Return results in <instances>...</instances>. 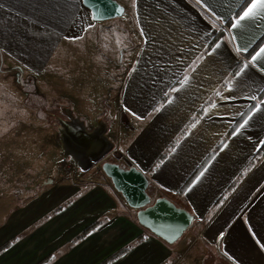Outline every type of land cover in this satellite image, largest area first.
I'll return each instance as SVG.
<instances>
[{
    "label": "crops",
    "instance_id": "0c3cea01",
    "mask_svg": "<svg viewBox=\"0 0 264 264\" xmlns=\"http://www.w3.org/2000/svg\"><path fill=\"white\" fill-rule=\"evenodd\" d=\"M115 1L124 8L125 14L109 21L105 30L117 32L122 31L121 25L130 26L137 50L135 72L124 87V99L118 97L115 104L123 102L125 107L137 109L138 114L143 106L162 105L164 95L172 88L180 89L174 104L162 114L161 121L156 122L163 128L162 139L149 140L148 150L138 145L143 164L115 163L127 169H138L156 193L155 199H168L188 212L194 219L193 228L175 244L165 243L138 224L136 212L128 207L109 179L110 185L96 184L83 195L82 187L62 184L60 176L63 178V175L57 169L60 158L57 149L51 148L49 154L37 141L33 142L34 147L32 142L31 145L23 142L24 147L19 150L27 160L20 165L18 174L25 180L12 178L9 145L21 138L29 117L43 125L46 117L41 116L42 112H55V105L59 103L58 88L111 87L113 74L121 70L122 62L117 64L105 50L99 53V60L101 56L104 58L103 63H97L98 55L86 51L83 63L75 67L68 65L74 44L80 39L97 41L98 37L89 31L93 28H97L99 34L102 31L94 27L98 22L90 13L86 16L88 13L79 0H0V225L17 206L19 196L11 193V185L35 183L39 185L35 187L37 196L35 202L24 207L22 215L27 217L24 222L30 221L32 226L61 212L65 206L77 221L89 220L80 225L82 233L70 243L69 255L58 259L48 256L38 264H264V155L257 160L254 171L255 164L251 166L249 162L244 166L247 174L238 191L230 190L237 181L235 157L226 160L219 170L220 163L215 162L219 158L223 161L220 152L226 146L224 141L237 134L241 127L229 138L236 122L264 92V53L257 55L264 48V13L246 18L233 28L248 0ZM117 23H120L118 27ZM77 31L82 33L75 36ZM219 35L221 39L211 47ZM60 48L63 49L60 51ZM226 72L233 75L239 72L236 84L246 82L252 90L247 98L243 95L236 101L240 103L237 108L233 106L236 110L233 115L220 118L223 113L217 110L205 114L206 97L218 88ZM32 89L36 94H32ZM257 89V98L247 104ZM66 96L68 103L69 98L74 99ZM30 98L44 99L46 105L41 110L33 106L28 114L26 107ZM177 104L178 111L175 110ZM94 105L97 112L93 116L85 118L77 114L75 105L71 115L90 127L96 126L93 119L104 117L110 122L111 134L113 114H103L100 99ZM238 108L243 109L242 113L228 129ZM253 116L260 127L249 129L248 135L264 137V100L247 120ZM58 118L62 116L51 119ZM54 131L58 134V130ZM177 133L178 138L163 152L165 140ZM220 133L226 134V140L221 143ZM188 136L178 149L181 140ZM194 139L198 142L193 143ZM259 141L262 144L252 149L253 158L264 145V138ZM250 142L251 139L249 145ZM249 145L245 146L249 148ZM216 151L209 165L181 195L186 182ZM163 156L166 158L160 162ZM66 165L74 167L69 162ZM44 184L49 186L44 189ZM105 232L115 234L113 236L119 240L96 238ZM13 241L15 239L3 245L0 253L9 249ZM86 248L88 251L84 252Z\"/></svg>",
    "mask_w": 264,
    "mask_h": 264
},
{
    "label": "rangeland",
    "instance_id": "374dc122",
    "mask_svg": "<svg viewBox=\"0 0 264 264\" xmlns=\"http://www.w3.org/2000/svg\"><path fill=\"white\" fill-rule=\"evenodd\" d=\"M79 1L80 3H82V0ZM122 1H125L127 3L128 0ZM85 11V13H88V15L86 16L89 17L90 12L87 10ZM107 23L108 22H103V24H95L94 27H98L100 30H102L101 34L96 31L97 28H93L89 31L90 33L95 35V37H98L97 41H82L80 39L74 44V47L70 49V51H72V57L71 63H69L68 65L75 67V65L83 63V59L87 55H85L86 51L93 54V56L98 55V58H96L97 63H103L104 58L102 59L101 56V59L99 60V53L102 54V51L104 52L105 50L108 57H113L115 58V60H117V64L122 62L121 70L117 69V71L113 74L114 83L111 87L105 88L66 86L58 88L56 98H58L59 103L58 105H55V112L50 114L42 112L41 114L42 117H46L44 119L45 125H42L34 117L28 116L29 118L26 120L27 129L24 132L21 131V138H16V140H14L11 145H9L12 151V158L10 159V161L12 165L11 170L13 172V179L25 180V178H21L18 175L20 173V165H23L22 163H24V161L27 162V160L22 158L24 153L21 152L19 154V150L24 147V144L22 143L28 142V144L31 145L32 142V146L34 147L33 142L37 141L41 146H43L44 150L45 147L48 149L49 154V150L51 148L57 149L60 156L57 169L60 175H63V178H61L60 176V180L62 179V184L67 186L72 185L74 187L80 188L82 187V195L84 193H87V191H89L90 188L96 184H109L107 178L101 171V166H97L87 174H81L76 167H73L72 169L67 168V161L62 162L63 158H61L62 151L58 143V134L56 131H54V129H52L54 128V120L51 118H54L55 116H62V120L64 121L67 115H71V112L74 109V105L77 114H80L81 116L86 118L87 115L93 116L95 112H97L94 103L100 99V106L104 109L103 114L105 115L107 114V112H111L113 114V119H111L113 127L110 136L115 143L116 149L107 158L106 162L108 163L120 162L124 164H143V160L138 154L139 147H141V149L145 148L146 150H148L147 147L150 146V144L148 145L149 140L152 141L155 140V138L162 139L161 136L163 133V128L161 124L156 125V122L161 121L159 118L162 116V114L174 104V99L180 89L178 87L172 88L169 93L166 92V94L164 95L162 105L157 103L154 105L143 106L142 108L138 109V114L136 112L137 109H134L132 107L133 109L131 110L128 107H125L123 102L115 104L118 97L121 100L124 99L126 90L124 89V87L128 84L130 78L135 72L137 61L135 55L137 50L135 48L133 34L130 32V26L121 25L120 27L122 31L116 32L114 30H105V27H108L110 25ZM119 25L120 23L115 24L116 27H118ZM81 33L82 32L77 31L75 36ZM63 48H65V46H63ZM63 48H60V51ZM78 58L80 59L79 61H77ZM86 63H88V61H86ZM189 74L190 73H188L187 75ZM235 74L236 75H233V72H226L220 79L218 88L214 89V92L211 96H209L208 98L206 97L207 102H205L204 104H208L204 107L205 114L215 110H217L221 114L225 112L230 105H233V103H235L234 107L237 108L239 106L238 103L240 102L236 101H238V99H242L244 96H246L247 98V94H245L244 96L237 95L239 94V91L237 90L240 87L238 86V84H236V80L238 79L237 75L239 74V72H236ZM63 75L67 77L65 72ZM153 90H157V88H154ZM32 94H36V91L34 89H32ZM258 94L259 90L257 89L252 94V96H250L246 103L249 104L250 102L254 101L257 98ZM66 95H70L74 97V99L69 98L68 103V99L66 100ZM230 96L231 98H229ZM45 105L46 101L44 99L40 100L38 98H30L29 103L26 107V112L29 114L30 108L33 106L39 107V109L41 110ZM199 106L200 105H198L197 109L199 108ZM246 106L247 105H245V107ZM65 110H68L69 113L65 112ZM238 110L239 111L229 123L228 129L238 119L243 109L238 108ZM192 112H194V109L192 110ZM256 114H258V112ZM256 114L254 116H256ZM254 116L247 120V123L244 124L243 127H241V129L232 139L227 141L225 133H220L218 136L219 143L226 140V142L224 141V144L226 143V146H224L222 152H220L221 158L223 157V161H221V159L219 158L215 162L220 163L218 166L219 170L222 168V165L226 160H229L232 156L235 157L234 175L236 180H238L236 181L237 188H235V190L237 191L241 189V175L244 173L243 170L248 165V163L250 162L251 166L255 164L253 171L256 169L258 163H256L257 160L253 158L255 151H253L252 149L256 148V146L258 145H261L262 143H260L259 140L264 138L256 134L248 135L249 129H258L260 127L258 119ZM93 120L95 124L98 121V119ZM49 121H51L53 125H51L52 123H48ZM35 123H38L40 127L34 126ZM177 135L178 133L169 137L168 140H165V143L162 146L163 152L174 139L178 138ZM189 137L190 136H188L184 140H181L178 149L182 145H184ZM23 138L26 139L23 140ZM249 139H251L250 145L248 144ZM245 145H249L250 150ZM39 148L41 147L39 146ZM28 177H30L29 174ZM26 180L28 181V178H26ZM45 184L43 185L44 189L49 186ZM36 186L38 188L39 185L35 183H14L11 185V193L19 197L16 201L17 206L12 210L11 216L6 219L3 224L0 225V248L9 241H12L14 239L15 241L10 243L9 249H6L4 252L0 253V264H38L48 256H53L55 259H58L62 256L69 255L72 248L70 246V243L78 238V236L82 233L79 230L80 225L89 222V220H85L84 222L77 221V218L74 217L70 212H68V208L66 206L62 208L61 212L43 218L42 220L37 221L32 226H30V224H32L30 223V221L24 222L27 217H25V215H22V211L24 210V207H28L31 203L35 202L34 200L37 196V190L35 188ZM0 203H2V199H0ZM24 223H26L27 225H25ZM99 235L96 238H104L105 241H115V239H117L113 236L115 234H112L111 232H105L104 235H102V233H99ZM107 246H109V244ZM106 250H109V247L106 248ZM85 251H88V248H86L84 252Z\"/></svg>",
    "mask_w": 264,
    "mask_h": 264
},
{
    "label": "water",
    "instance_id": "95a60500",
    "mask_svg": "<svg viewBox=\"0 0 264 264\" xmlns=\"http://www.w3.org/2000/svg\"><path fill=\"white\" fill-rule=\"evenodd\" d=\"M82 6L98 23L120 19L125 14L124 8L115 0H82ZM72 116L69 123L61 122L62 127L58 130V143L65 161L81 174L101 166L102 173L112 182L114 189L136 212L138 224L165 243L175 244L193 228L194 219L188 212L168 199H155V192L138 169L106 162L115 150L109 120L101 117L95 127H90Z\"/></svg>",
    "mask_w": 264,
    "mask_h": 264
},
{
    "label": "trees",
    "instance_id": "16d2710c",
    "mask_svg": "<svg viewBox=\"0 0 264 264\" xmlns=\"http://www.w3.org/2000/svg\"><path fill=\"white\" fill-rule=\"evenodd\" d=\"M251 0H248L246 1V3L244 4V7L248 5V3L250 2ZM221 39V35H219L212 43L211 47H213V45L215 43H217L219 40ZM210 47V48H211ZM249 57V56H248ZM264 100V92L258 97V99L251 104V106L248 108V110L241 116V118L236 122L235 126L232 128V130L230 131L229 133V138L231 136H233V134H235L237 132V130L240 128V125L244 123L245 120L248 119V117L255 111V109L257 108L258 104ZM62 118H58V119H55L54 120V128L53 129H56V130H59L62 126H61V122H62ZM48 123H51V121H49ZM223 144V143H222ZM222 145L219 147L218 151L221 149ZM216 151L215 153H213L212 155H210L206 160L205 162L201 165V167L190 177V179L186 182V184L184 185V187L182 188V190L180 191V194L183 195L187 189L193 184V182L198 178V176L205 170V168L209 165V163L211 162V160L214 158V156L217 154ZM264 155V145L263 147L260 149V151L257 153L255 159L258 160L259 158H261L262 156ZM166 158V156H163L161 157L160 159V162L163 161L164 159ZM68 162V161H67ZM249 170V169H248ZM248 172V171H247ZM247 174V173H246ZM245 173H243L241 175V179L243 177L246 176ZM238 181V180H237ZM237 184L235 183L233 186H232V189L230 190H233L236 187ZM150 189L151 186H150Z\"/></svg>",
    "mask_w": 264,
    "mask_h": 264
},
{
    "label": "snow or ice",
    "instance_id": "6c2138e0",
    "mask_svg": "<svg viewBox=\"0 0 264 264\" xmlns=\"http://www.w3.org/2000/svg\"><path fill=\"white\" fill-rule=\"evenodd\" d=\"M262 13H264V0H251L247 7L242 11V14L239 15V18L232 24V27H237L240 22L246 18H252ZM260 53H264V48H261L257 55H260ZM252 59L255 60L256 56H253ZM246 123L247 120L244 121V124ZM244 124H241L240 127H243Z\"/></svg>",
    "mask_w": 264,
    "mask_h": 264
},
{
    "label": "bare ground",
    "instance_id": "6f19581e",
    "mask_svg": "<svg viewBox=\"0 0 264 264\" xmlns=\"http://www.w3.org/2000/svg\"><path fill=\"white\" fill-rule=\"evenodd\" d=\"M142 76L139 77V79H141ZM252 89L246 84V82H243L240 87L238 88L237 91H239V94H237L238 96H241V95H245V94H248ZM235 103H233V105H230L229 108L223 112V115L220 116V118H227L229 115H233L234 112L236 111L233 106H234ZM175 107V106H174ZM179 105L177 104L176 105V108L175 110L178 111L179 110ZM203 138V137H202ZM195 142H198V139L197 140H193V143Z\"/></svg>",
    "mask_w": 264,
    "mask_h": 264
},
{
    "label": "flooded vegetation",
    "instance_id": "af4514ba",
    "mask_svg": "<svg viewBox=\"0 0 264 264\" xmlns=\"http://www.w3.org/2000/svg\"><path fill=\"white\" fill-rule=\"evenodd\" d=\"M67 113H69L68 111H67ZM72 115H67V117H66V119H65V121H63V122H66V123H69L70 122V120L72 119Z\"/></svg>",
    "mask_w": 264,
    "mask_h": 264
},
{
    "label": "built area",
    "instance_id": "2783aa9c",
    "mask_svg": "<svg viewBox=\"0 0 264 264\" xmlns=\"http://www.w3.org/2000/svg\"><path fill=\"white\" fill-rule=\"evenodd\" d=\"M73 167H71L70 169H72ZM155 196H156V193H155Z\"/></svg>",
    "mask_w": 264,
    "mask_h": 264
}]
</instances>
